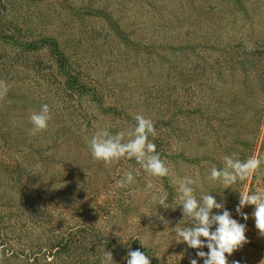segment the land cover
I'll list each match as a JSON object with an SVG mask.
<instances>
[{
  "label": "rangeland",
  "instance_id": "obj_1",
  "mask_svg": "<svg viewBox=\"0 0 264 264\" xmlns=\"http://www.w3.org/2000/svg\"><path fill=\"white\" fill-rule=\"evenodd\" d=\"M0 28V80L9 87L0 99V138L29 175L20 186L0 167V225L12 247L30 248L51 231L58 238L74 229L88 219L86 197L97 194L107 208L95 222L100 235L136 239L161 263L203 264L197 249L177 243L176 235L193 226L182 217L179 181L198 174L197 199L214 195L247 225L250 242L228 257L229 264L264 261L253 206L242 210L247 221L235 212L239 194L264 191V178L226 190L208 179L212 167H223L224 155L264 156V0H0ZM42 39L56 43L69 61L65 69L88 92L61 93L65 77L51 45L20 47ZM44 104L48 129L31 135L30 115ZM136 114L153 120L156 135L149 139L169 176L150 177L132 159L106 167L92 158V135L127 133ZM128 171L135 181L118 191ZM25 186L61 198L44 203ZM164 194L171 208L157 205V213L169 221L165 226L152 202ZM5 253L0 250V264H24L23 257Z\"/></svg>",
  "mask_w": 264,
  "mask_h": 264
},
{
  "label": "clouds",
  "instance_id": "obj_2",
  "mask_svg": "<svg viewBox=\"0 0 264 264\" xmlns=\"http://www.w3.org/2000/svg\"><path fill=\"white\" fill-rule=\"evenodd\" d=\"M8 91L7 83L0 80V99H4ZM29 119L32 125L31 135L46 131L51 119L49 106L42 105L39 112L31 113ZM134 119L136 124L127 133L120 131L112 134L107 129L96 131L88 140L92 158L106 167L119 163L121 159H134L150 177L169 176V168L157 152L155 143L149 139L150 136L154 138L156 135L153 120L143 114H136ZM126 135L129 137L127 141H125ZM262 165H264V156L254 155L241 160L239 152H233L223 156L222 168L212 167L208 179L223 186L224 190L230 189L238 181L243 182L250 177L264 178V172L260 171ZM134 181L133 173L128 171L124 173L123 179L117 181V185L126 187ZM198 181V174L195 178L185 176L179 181L182 217L187 218L193 226L177 230V243H184L188 248L197 249L196 257L202 259L203 264H229L228 257L250 242L246 236L247 225L234 219L223 200L218 202L214 195L203 194L197 199L193 185ZM167 201V194L152 197L156 216L164 226L168 225L169 221L157 213V205L163 209L171 208ZM246 206H253L251 216L255 228L258 236L264 238V191L239 194V203L235 212L244 221L249 219L248 214L242 211ZM140 244L144 247L143 243ZM205 247L207 252L200 250ZM103 264H116L110 251L105 252ZM127 264H150V258L138 249L129 250ZM190 264H197V259H191ZM232 264H239V261L233 260ZM261 264H264V261Z\"/></svg>",
  "mask_w": 264,
  "mask_h": 264
},
{
  "label": "trees",
  "instance_id": "obj_3",
  "mask_svg": "<svg viewBox=\"0 0 264 264\" xmlns=\"http://www.w3.org/2000/svg\"><path fill=\"white\" fill-rule=\"evenodd\" d=\"M0 31V35H5L3 34L1 28ZM7 32L11 35L10 31ZM39 43L41 44L38 45ZM44 44L51 45L50 47H54L55 51L58 52V55H56V63L59 64V69L65 77L64 82L62 83L63 85L60 89L61 93H69L70 95L78 93L83 95L88 92L89 88H86L85 84L81 82L77 76H73L70 69V71L65 69V67L69 65V61L60 50L58 51V49H56L57 45L53 40L42 39L39 40V42L26 40L20 44V47H23L24 49L33 48L32 50H36L40 48L39 46ZM61 71H58L57 73L60 75ZM58 74L54 75V73H52L51 78L53 76L54 80H57ZM10 147L11 145L6 139L0 138V167L3 170L8 171L11 178L18 180L20 186H23L29 175L22 171L23 168L20 167L19 162L14 158V156L12 157V155L6 154ZM122 160L124 164L128 165V160ZM132 162L136 163L135 165H139L134 159H132ZM120 165L123 166V163ZM121 168L124 169L123 167ZM24 189L29 190L35 197H42L44 203L48 204H51L53 201L57 200V198H61V195L56 192L55 196L50 194L51 197H49V199L46 196V192H36L29 189L27 186H25ZM117 190L122 191L121 187ZM96 196L97 194H89L88 197H86V212L89 216L82 224L75 226L74 229L68 232L64 231L58 238H56L57 233L55 231H51L47 238H44V240H41L37 244H33L30 248L19 247L17 250L12 247V244L7 242V240H10L8 235L4 234L3 227L0 225V250L2 252H6L5 255L8 257H23L24 264H76L77 262L79 264H103L106 251H110L112 253L113 260L116 264H127L128 251L138 249L150 258V264H165L159 262L158 259L153 258L144 247L139 245V241L136 239L128 242H120L114 240V238L111 239L108 236L105 237L104 235H100V233L96 230L97 224L95 222L96 219H98V216H104L107 208L105 205L102 206L97 203ZM117 205L118 203H114L112 207ZM25 216L27 218V214H25ZM83 231L84 234H81ZM40 259L42 260L40 261Z\"/></svg>",
  "mask_w": 264,
  "mask_h": 264
}]
</instances>
